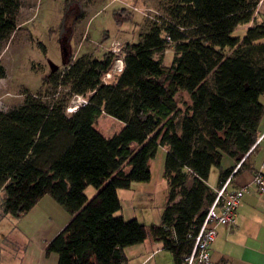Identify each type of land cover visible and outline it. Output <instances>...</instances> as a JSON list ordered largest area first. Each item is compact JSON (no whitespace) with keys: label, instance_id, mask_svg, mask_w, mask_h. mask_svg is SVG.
Wrapping results in <instances>:
<instances>
[{"label":"trees","instance_id":"1","mask_svg":"<svg viewBox=\"0 0 264 264\" xmlns=\"http://www.w3.org/2000/svg\"><path fill=\"white\" fill-rule=\"evenodd\" d=\"M92 1L65 0V19L83 20ZM260 1L165 0L160 24L119 55L74 59L63 52L62 70L44 80L47 90L24 92L21 104L0 111L3 215L20 219L44 196L61 206L70 221L44 250L45 257L56 255L57 264H128L124 250L148 238L173 264H183L192 248L187 235L199 229L214 200L210 171L219 170L220 186L258 139L264 24L254 23V16ZM18 12V0H0V44L18 29ZM242 28V39L232 37ZM118 57L122 71L106 79ZM180 93L188 98L182 106ZM74 97L87 104L67 114ZM101 115L123 129L103 137L93 128ZM158 148L166 152L169 193L160 224L147 228L117 216V192L149 182ZM225 158L234 165L223 170ZM90 187L99 191L88 200Z\"/></svg>","mask_w":264,"mask_h":264},{"label":"rangeland","instance_id":"2","mask_svg":"<svg viewBox=\"0 0 264 264\" xmlns=\"http://www.w3.org/2000/svg\"><path fill=\"white\" fill-rule=\"evenodd\" d=\"M164 1L93 0L83 10L84 19L74 21L72 17L65 19V0H18V29L9 41L0 44V65L5 69V77L0 79V111L21 104L24 92L36 94L47 90L44 80L52 70H62L63 52L74 59L83 55L100 58L117 43L122 50L127 44L138 43L153 23L160 22ZM244 35L241 29L234 31L232 37L242 39ZM172 58L170 45L165 48L163 64L169 67ZM187 100L184 93L176 96L180 106ZM123 127V123L106 115L98 117L93 124L105 138L118 134ZM165 156V150L158 148L149 163V182L134 183L129 190L117 192L121 202L117 216L126 221L136 220L147 228L160 224L169 193L163 178ZM218 175V169L210 171L209 187L216 186ZM98 191L88 188L87 199L91 200ZM3 197L1 193L0 201ZM156 248V242L148 238L143 244L125 249L124 253L129 264H136ZM5 251L6 248H0V258ZM149 264L173 263L171 255L159 249Z\"/></svg>","mask_w":264,"mask_h":264},{"label":"crops","instance_id":"3","mask_svg":"<svg viewBox=\"0 0 264 264\" xmlns=\"http://www.w3.org/2000/svg\"><path fill=\"white\" fill-rule=\"evenodd\" d=\"M263 6L264 0H261L254 16L256 24H264ZM242 30L245 31V28ZM260 102L264 108V95ZM258 140L250 155L248 168L239 172L230 185V190L245 189L246 193L238 207L235 223L230 228H217L216 239L210 248L216 264H264V192L258 193L253 185L254 172L264 162V113L258 126ZM233 165L229 159L222 161L223 170ZM216 187L217 184L209 188L213 190ZM70 218L49 196L40 199L20 219L3 215L0 208V248L7 250L3 252L0 264H57L56 255L45 257L44 250ZM156 245V251L147 254L144 260L136 264H149L155 253L162 249L160 243Z\"/></svg>","mask_w":264,"mask_h":264},{"label":"built area","instance_id":"4","mask_svg":"<svg viewBox=\"0 0 264 264\" xmlns=\"http://www.w3.org/2000/svg\"><path fill=\"white\" fill-rule=\"evenodd\" d=\"M119 43L112 46L108 52L117 55L121 52ZM123 69V58L118 57L110 73L106 74V79H110L113 74H119ZM75 100L66 108V113L71 114L79 107L85 106L87 100L82 97H74ZM73 98V99H74ZM259 140L251 147L247 155L233 168L230 175L220 185L213 189L214 200L210 204L197 231H192L187 235V239L192 242V248L188 256L184 258L183 264H216L211 257L210 248L217 236L218 227L230 228L236 220L238 207L242 201L245 189L230 190V185L234 180L241 164L245 158L252 154ZM253 185L258 193L264 192V162L259 169L254 172Z\"/></svg>","mask_w":264,"mask_h":264},{"label":"water","instance_id":"5","mask_svg":"<svg viewBox=\"0 0 264 264\" xmlns=\"http://www.w3.org/2000/svg\"><path fill=\"white\" fill-rule=\"evenodd\" d=\"M55 70H52L51 72H54Z\"/></svg>","mask_w":264,"mask_h":264}]
</instances>
